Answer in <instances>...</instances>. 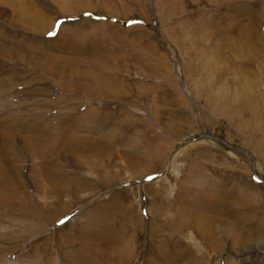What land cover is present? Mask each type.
<instances>
[{
	"label": "rangeland",
	"instance_id": "obj_1",
	"mask_svg": "<svg viewBox=\"0 0 264 264\" xmlns=\"http://www.w3.org/2000/svg\"><path fill=\"white\" fill-rule=\"evenodd\" d=\"M0 264H264V0H0Z\"/></svg>",
	"mask_w": 264,
	"mask_h": 264
},
{
	"label": "bare ground",
	"instance_id": "obj_2",
	"mask_svg": "<svg viewBox=\"0 0 264 264\" xmlns=\"http://www.w3.org/2000/svg\"><path fill=\"white\" fill-rule=\"evenodd\" d=\"M63 28H65V27H63ZM62 32H60L59 34H61ZM250 33V32H249ZM248 34V33H247ZM250 35V34H249ZM215 50V49H214ZM217 53V52H216ZM212 57H213V55H212ZM211 57V58H212ZM216 63V62H215ZM223 68V67H222ZM213 78V77H212ZM226 78V77H225ZM236 78V77H235ZM238 79V78H237ZM244 84V83H243ZM247 85V84H246ZM225 91H228V90H226V89H224ZM237 90H239V89H237ZM219 91V90H218ZM240 91H241V89H240ZM217 92V91H216ZM241 92H243V90L241 91ZM247 92V91H246ZM201 94V93H200ZM247 94V93H246ZM244 95V94H243ZM248 96V95H247ZM241 97V96H240ZM246 97V96H245ZM248 98V97H247ZM222 98H220L219 97V100H221ZM234 102H235V99L233 98L232 99V101H230V104L231 105H233L234 104ZM239 102H242L241 100L239 101ZM216 103H217V101H216ZM228 103V102H227ZM236 103H238V101H236ZM214 106H216V105H214ZM239 106V105H238ZM217 108L219 107V102H218V106H216ZM216 108V109H217ZM196 185V184H195ZM261 248V247H260ZM262 249V248H261Z\"/></svg>",
	"mask_w": 264,
	"mask_h": 264
},
{
	"label": "snow or ice",
	"instance_id": "obj_3",
	"mask_svg": "<svg viewBox=\"0 0 264 264\" xmlns=\"http://www.w3.org/2000/svg\"><path fill=\"white\" fill-rule=\"evenodd\" d=\"M50 35H55V33H50Z\"/></svg>",
	"mask_w": 264,
	"mask_h": 264
}]
</instances>
